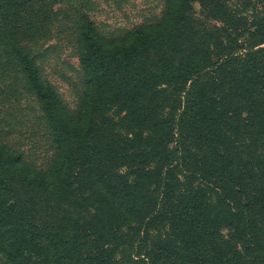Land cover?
<instances>
[{
	"label": "trees",
	"instance_id": "trees-1",
	"mask_svg": "<svg viewBox=\"0 0 264 264\" xmlns=\"http://www.w3.org/2000/svg\"><path fill=\"white\" fill-rule=\"evenodd\" d=\"M57 3L0 0V106L33 101L53 149L33 168L0 126V264H264V0L112 38L73 7L76 111L30 45Z\"/></svg>",
	"mask_w": 264,
	"mask_h": 264
},
{
	"label": "rangeland",
	"instance_id": "rangeland-1",
	"mask_svg": "<svg viewBox=\"0 0 264 264\" xmlns=\"http://www.w3.org/2000/svg\"><path fill=\"white\" fill-rule=\"evenodd\" d=\"M164 5V0H58L50 11L59 13L57 21L54 19L48 27L42 25L40 34L30 43L43 80L55 87L69 110H77L84 84L73 7L86 13L100 34L112 38L158 21ZM193 8L198 14L199 6ZM0 110L2 142L22 151L25 162L33 168L45 170L53 149L35 103L25 97L10 99Z\"/></svg>",
	"mask_w": 264,
	"mask_h": 264
}]
</instances>
